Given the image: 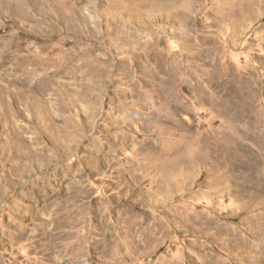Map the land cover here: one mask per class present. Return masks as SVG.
Segmentation results:
<instances>
[{"label":"rangeland","instance_id":"374dc122","mask_svg":"<svg viewBox=\"0 0 264 264\" xmlns=\"http://www.w3.org/2000/svg\"><path fill=\"white\" fill-rule=\"evenodd\" d=\"M0 264H264V0H0Z\"/></svg>","mask_w":264,"mask_h":264}]
</instances>
